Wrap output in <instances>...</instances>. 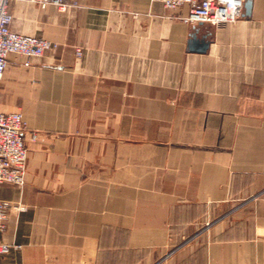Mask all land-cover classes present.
Returning a JSON list of instances; mask_svg holds the SVG:
<instances>
[{
    "label": "crops",
    "instance_id": "obj_1",
    "mask_svg": "<svg viewBox=\"0 0 264 264\" xmlns=\"http://www.w3.org/2000/svg\"><path fill=\"white\" fill-rule=\"evenodd\" d=\"M65 1L10 5L59 46L9 54L0 79L28 146L25 183H0V264H264V0L219 25Z\"/></svg>",
    "mask_w": 264,
    "mask_h": 264
},
{
    "label": "built area",
    "instance_id": "obj_2",
    "mask_svg": "<svg viewBox=\"0 0 264 264\" xmlns=\"http://www.w3.org/2000/svg\"><path fill=\"white\" fill-rule=\"evenodd\" d=\"M18 0H0V79L8 65V56L16 53L26 58L43 56L55 50L57 42L34 35L22 34L11 28L13 15L10 5ZM37 3L45 9L55 5L66 10L70 4L65 0H23ZM165 7L176 8L187 4L189 12L182 19L191 24L210 22L226 24L235 22L244 12L246 0H161ZM77 56L83 55L81 47ZM30 138L37 140L38 133L31 132ZM28 161V146L24 135L21 111H0V183L11 182L22 186L25 183ZM10 203L0 201V222L6 219ZM10 250V245L0 242V254Z\"/></svg>",
    "mask_w": 264,
    "mask_h": 264
},
{
    "label": "water",
    "instance_id": "obj_3",
    "mask_svg": "<svg viewBox=\"0 0 264 264\" xmlns=\"http://www.w3.org/2000/svg\"><path fill=\"white\" fill-rule=\"evenodd\" d=\"M252 8V0H246L244 9L246 10V13L249 14L251 12ZM209 42L205 40L204 38L199 39L197 36L193 37L191 40V46L190 48L195 50L198 49L199 51H205L208 48Z\"/></svg>",
    "mask_w": 264,
    "mask_h": 264
},
{
    "label": "rangeland",
    "instance_id": "obj_4",
    "mask_svg": "<svg viewBox=\"0 0 264 264\" xmlns=\"http://www.w3.org/2000/svg\"><path fill=\"white\" fill-rule=\"evenodd\" d=\"M68 3V2H67Z\"/></svg>",
    "mask_w": 264,
    "mask_h": 264
}]
</instances>
